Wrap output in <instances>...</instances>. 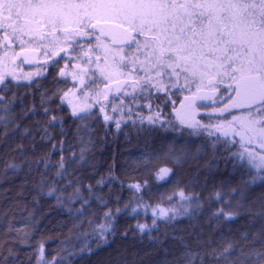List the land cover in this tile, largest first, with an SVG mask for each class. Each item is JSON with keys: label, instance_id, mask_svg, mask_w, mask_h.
Listing matches in <instances>:
<instances>
[{"label": "trees", "instance_id": "1", "mask_svg": "<svg viewBox=\"0 0 264 264\" xmlns=\"http://www.w3.org/2000/svg\"><path fill=\"white\" fill-rule=\"evenodd\" d=\"M0 29L5 30L3 27ZM86 41L87 38H84L80 42L89 46ZM61 47L58 44L53 51L58 54H45L42 59L38 58L40 50L16 49L17 55L28 56L29 60L22 63V58L20 61L14 58L13 63L19 66V71L13 74L18 78L8 80L5 77V82L11 83L13 87L7 93H0L9 98L15 92L17 99L12 107L16 114L15 123L20 125L12 131L14 125L10 124L5 130L0 124V264H37L41 242L44 244L41 264L44 260L50 261L53 256L58 259L63 257L62 264H174L185 251L183 243L196 247L193 232L201 239L211 238L215 245L222 239L239 238L245 231L251 236L264 226V217H254L255 213L264 211L261 207L264 180H257L244 188V182L251 181L256 171L231 157V152L223 144L217 145L214 153L210 148H205L209 139H215L216 136L222 141H239L233 135L234 128L228 127L230 119L212 121L207 130L212 131L213 136L209 138L206 135L191 136L187 132H177L171 127H152L149 123L140 122L139 114L129 115L130 111L122 115L124 121H121L116 112L103 114L96 103L83 112L73 105L71 94L62 106L59 97L46 99L42 104L41 93L47 96L56 90L53 77H56L64 91L74 90L71 87L74 83L65 76L66 69L63 66L70 55L81 53L74 49V45L65 51H60ZM56 61H59L58 68L53 67ZM60 71L64 72L63 76L59 75ZM36 81L41 82L40 88L28 87L30 82L35 85ZM65 82L68 87H65ZM99 83L98 89L104 87L107 81ZM213 84H216L219 92L227 90L226 86L218 85L216 81ZM78 93L80 95L84 92L78 89ZM60 95L63 96V92ZM121 98L124 102V96L121 95L117 100L121 101ZM223 105L220 103L214 106L218 110ZM44 107L49 108L48 114H45ZM74 107L80 116L97 113L95 119L84 122L91 126L90 129L83 128L78 118L72 116ZM105 114L111 116L112 120L104 121ZM51 115L63 121V134L58 123L48 125ZM160 116L167 120L163 125H168L174 118L167 108L161 110ZM200 119L202 124L207 123L203 117ZM117 121L120 123L119 129L115 127ZM217 124H224L229 134L224 136L216 132ZM45 127H48L52 139L44 136ZM25 128L29 130L27 135L23 134ZM78 128L79 137L76 135ZM5 131L7 135H4ZM61 140L65 158H70L72 153L79 156L81 148L86 147L87 163L82 166H66L65 175L57 177ZM52 144L57 147L53 149ZM197 148L202 149L198 154ZM169 149L177 152L183 149L188 153L181 166H175L166 156ZM45 155L50 156L47 170L40 159ZM145 160L148 161L146 167L143 163ZM9 164L17 167L10 168ZM165 167L172 171L161 177L154 175ZM101 177L105 183L98 186L97 180ZM42 178L46 183L41 189L39 182ZM143 181H147V186L139 191L128 186ZM53 184L56 192L48 196L47 192ZM89 185L92 186L91 193ZM77 188L80 199L74 195ZM181 192L193 199L190 201L182 198ZM241 192L244 193L243 197ZM217 193H220V199H217ZM57 196L60 197L59 203ZM141 197L142 201L139 199ZM70 198L75 199V202ZM82 199H87L89 203L85 205L84 216H79L77 209L81 208ZM238 200L250 206L252 214L244 212L227 221L221 217L222 222L217 224L213 213L221 208L228 210L235 207ZM196 201L202 205L198 210L195 209ZM125 204H129V207L125 208ZM190 204V211H196L194 217L184 216L174 224L164 226L160 218L161 210L172 215L174 212H182ZM133 207L137 209L135 213L132 212ZM117 208L121 209L119 214H116ZM108 210L114 215V234L108 235L106 244L97 247V237L92 234V228L86 223L80 228L74 227V224L91 219L95 221V227L103 223L104 212ZM154 218L159 227L152 229L150 239L148 232L142 235L136 225L151 226ZM192 225H195L194 229ZM84 231L88 235L85 236ZM125 232L127 235H124ZM165 233H168L166 238ZM180 237H184L183 243ZM85 244L91 247V253L80 251ZM9 250L13 255L9 256Z\"/></svg>", "mask_w": 264, "mask_h": 264}, {"label": "snow or ice", "instance_id": "2", "mask_svg": "<svg viewBox=\"0 0 264 264\" xmlns=\"http://www.w3.org/2000/svg\"><path fill=\"white\" fill-rule=\"evenodd\" d=\"M0 16H3V22H0V27L5 29L4 36L7 42L9 33L7 29H11L13 34L19 33L17 39L23 36H28L32 40H43L45 37L52 35L54 40H57L56 33H63L65 41L72 37H85L87 44H92L91 37L97 41L96 46H100L101 36H104L105 29H97V25L103 21L109 25L108 34L112 43L119 41L122 44L128 45L129 49L136 52H143V60L139 61L141 64L140 71L144 72V77L133 80V90L140 85L141 80L155 88L158 92H165L170 85L171 88H181V80H183V87L195 83L197 94H199L206 86H213L214 79L219 77L221 82L223 78L227 77L235 85L234 91L236 96L240 99L239 104L233 106H240L248 108L249 111L241 121L242 132H237L240 135L241 141L251 143L253 139H259L260 146L264 147V0H0ZM91 28L93 31L89 32ZM97 31L99 34H97ZM143 38V39H141ZM21 43L24 41L21 39ZM85 44L80 41L75 42V48L83 51ZM60 51H65L61 47ZM106 53L111 49H105ZM119 51H124L121 48ZM54 55L58 53H53ZM84 55H88L84 52ZM63 57H61V60ZM136 60H139L137 57ZM27 62V57H25ZM115 62V58H114ZM135 60L133 61L132 71H135ZM86 63H92L89 57ZM107 63V61H106ZM59 61L53 65L58 68ZM119 65L127 68L128 65L124 63V57H120ZM87 69H81L84 75H87ZM101 75L105 80L111 79V72L105 69H100ZM155 77H167V84L164 80L157 79L153 82V75ZM9 75L5 73L0 75V93H7L12 89L11 83L5 82V77ZM60 76L64 72H59ZM94 75V73H93ZM15 74H12V80H16ZM26 79H29L26 77ZM73 79H79L80 86L83 88L84 77L73 75ZM55 81V91L50 95L41 93V102L46 99L59 97L61 105L70 94L69 91H64L60 87L59 81L53 77ZM207 81V85L205 82ZM96 80H92L89 87L95 86ZM40 88L41 82L36 81L35 85L29 83L28 87ZM65 87L67 82H65ZM71 87H75L73 84ZM105 87H108L106 84ZM119 91V89H117ZM63 92V96H61ZM86 96L87 93H84ZM167 95V93H166ZM106 98V97H105ZM202 96L185 97L186 100H194ZM15 92L12 96L6 98L5 95L0 94V124L7 130L9 125H14L12 131L20 127L15 123L16 114L13 110V104L16 102ZM167 103L166 98H163ZM71 104V101H68ZM182 107H184L182 105ZM159 108V105H157ZM81 108L80 111H85ZM34 111V109H30ZM49 108L44 107L45 114L49 113ZM101 112L104 108L101 107ZM113 112L116 108L113 107ZM72 116L77 117L80 124L85 129H90V125L85 124L86 120H93L97 113L92 112L89 115L80 116L73 108ZM159 117L157 116L156 119ZM180 123L193 131L188 134L191 136H207L211 138L213 132L207 130L211 127L210 120L207 123H201L195 119V111L191 103L187 105V110L183 113L177 114ZM235 119V118H233ZM112 117L105 114L104 121H110ZM149 124H154L155 119L148 117ZM49 126L56 125L61 127L63 134V121L56 115H51L47 121ZM231 121H229V129H231ZM165 129L171 127L175 128L171 122L168 125H161ZM107 124L105 129H107ZM117 129L120 128V123H115ZM204 130V131H201ZM28 129L23 130V134H28ZM216 132H221L224 136L229 134L225 129L224 124H217L215 126ZM44 136L52 139L49 134L48 127L43 129ZM245 133H250L251 136H245ZM7 135V131L4 132ZM76 135L80 136V129H77ZM44 137H42L43 139ZM92 141L89 139V144ZM236 141L229 142L221 140L219 136L215 139H209L205 148H210L214 153L217 145L223 144L225 149L231 152V157L242 161L247 167L256 170V175L252 177L251 181H245L244 188L250 183H255L257 180H264V154H254L248 148H244L243 152L237 149L231 151L233 144ZM61 144V156L56 167V176L63 177L67 171L66 166L72 164L82 166L87 163L85 152L86 147H82L79 156L72 153L70 158H65L63 155V141ZM56 144H52L55 149ZM197 148V154L201 151ZM248 153V158L244 159V153ZM188 153L181 149L179 152L169 149L166 156L172 161L175 166H181L186 160ZM44 162V168H49V155L40 158ZM40 160L37 161V164ZM145 167L148 161L144 162ZM8 167L16 168L15 164H9ZM172 171L171 168H160L154 175L161 177ZM111 172V169H110ZM115 179V177H112ZM45 180L42 178L39 182L41 189L45 185ZM105 180L101 177L97 180L98 186H103ZM129 188H134L139 191L142 187L147 186V181L129 184ZM91 193L92 186H88ZM235 191V190H234ZM56 188L53 186L47 192L48 196L54 195ZM75 198L80 199L79 188L75 191ZM184 199L192 200L193 197L185 196L183 192L180 193ZM244 193L241 192L243 197ZM217 199H220V193L216 194ZM57 202H60V197H56ZM75 202V199H72ZM142 201V197L139 198ZM89 201L82 199L81 208L77 209L79 216H84L85 205ZM125 208L129 204L124 205ZM191 204L183 208L182 212H174L168 215L167 212L161 210L160 218L163 219L164 226L174 224L178 218L188 216L194 217L196 211H190ZM202 205L196 201L195 209L198 210ZM261 207L264 208V200L261 201ZM120 208L116 209V214H119ZM137 209L132 208L135 213ZM247 212L252 214L250 206L245 205L242 201H237L235 207H230L228 210L223 208L213 213L217 218V224L222 220H233L242 213ZM155 217V213L153 214ZM255 216L264 217V211L257 212ZM103 223L96 225L94 220L85 219L80 220L79 224H74V227L86 223L92 228V234L97 237V247L103 246L108 242V235L114 234V215L111 210L105 211L103 215ZM157 219L152 220L151 226L144 224H137L136 229L143 235L145 231L148 232L149 238L152 239L151 232L153 228H157ZM193 229L195 225H192ZM86 236L88 233L83 232ZM127 235V232L124 233ZM165 238L168 233H165ZM194 242L196 247L193 248L187 243H183L184 237H180L185 251L174 261V264H264V226L252 233L242 232L239 238L222 239L213 245L211 238L201 239L195 232ZM159 241V238H157ZM259 244L257 247L256 245ZM44 244L40 243L38 248L37 264H41V257L43 256ZM81 252L91 253L92 249L88 244H85ZM71 254V253H70ZM13 255L9 250V256ZM5 262L7 257L4 258ZM63 257L58 259L53 256L52 259L44 260L43 264H62Z\"/></svg>", "mask_w": 264, "mask_h": 264}, {"label": "rangeland", "instance_id": "3", "mask_svg": "<svg viewBox=\"0 0 264 264\" xmlns=\"http://www.w3.org/2000/svg\"><path fill=\"white\" fill-rule=\"evenodd\" d=\"M0 20L3 21V16H0ZM99 28H104L106 33L104 36H101L100 46L97 47V41L94 37H91L92 44L89 46H86L85 44L83 51L76 49L73 42L78 40L81 41L85 37L76 36L65 41L63 38V33H56V37H58L57 40H54L52 35L45 37L43 40H32L28 36H23L21 39L24 41V43H21V39H17L19 33L13 34L11 30L9 38L6 42L4 31L0 30V75L8 73L9 75L6 77L9 78L8 80H12L13 72L19 71V66L13 63L14 58H18V61H20L22 58V63H25V57H27L28 62V56L23 57L21 55H17L16 49L19 50V48H21V50H40L38 52V58L42 59L44 56H46L45 54L53 55V51L58 44H61L64 49H72L74 45V49L79 51L81 54L76 56L70 55L63 67L66 69L65 76H67L74 84L76 83L75 88H73L74 90H69L70 93H74V95L71 94V100H74L72 103L77 109H86L87 107L91 108L93 106L92 104L96 103L99 105V109L101 107L104 108V111L102 112L104 114L106 112L113 113L112 109L115 107L116 115L119 116V120L121 121H124L122 115L126 111H130L128 113L129 115H140L138 118L140 122L149 123L148 117L151 116L153 119H155V123L151 124V126L163 128L161 125H163L164 122H167V120L160 115L161 110L163 108H167L170 114L174 117L172 119L173 121H171V124H173L175 128L179 129L177 132L189 133L193 131V129L182 125L180 120L177 118V114H183L187 110V105L191 103L195 111V119L199 120L200 122L202 121L200 117H203L205 122H208L209 120L210 122H217L222 118H227L233 121L231 123V127L234 128L235 132L233 135H236L239 141H236L237 143L232 145L231 151H236L239 149L243 152L244 148H248L249 151L253 152L254 154H264V147L260 146V141L258 138L253 139L251 143H245L244 141H241L240 135L236 134L237 132L243 131L241 128V121H243L249 109L240 106H233L234 103L238 105L240 99L236 96V92L234 91L235 85L232 84L231 80H229L227 77L223 78V82H221V78L219 77L214 79V82L216 81L218 85L227 87V90L224 91V93L219 92V90L215 87L216 84H213L211 87L206 86L199 94H197L195 83L189 85V87H183V80H181V88H171L169 85L165 92H158L155 88H152L146 82V80H141L140 85L137 86L135 90H133V85L131 82L133 80L140 79L145 75L144 72L140 71L141 64L139 62L143 60V52H136L132 49H129L128 45L122 44L119 41L112 43L110 34H108L109 25L105 24L103 21L97 25V29ZM88 31L91 32L93 29L89 28ZM97 34H99L98 31ZM121 48H123L124 51H119ZM105 49H111V51L106 53ZM84 52H87L88 55L82 56ZM89 57L92 61L90 64L86 63ZM120 57H124V63L128 65L127 68L119 65ZM137 57L139 60H136ZM134 60L136 61V70L132 71L131 69L133 68ZM81 69H87V75H84L81 72ZM100 69H105L106 71L111 72V79L105 80L104 76L101 75ZM73 75H82L84 77L85 86L83 88L78 86L80 81L79 79L74 80ZM152 75L154 77L153 82H155L157 79H162L164 80L165 84H167V77L157 78L155 77L154 73ZM15 76L18 78L17 75ZM92 80H96L97 84L92 87H87L88 84L91 85ZM102 81H107L108 87L104 86L98 89V85L100 84L99 82ZM205 84L207 85V81ZM78 89H81V91L87 93V95L85 96L84 93L79 95ZM117 89H119V91H117ZM120 95L124 96V102H122L123 98H121V101L120 99L117 100ZM194 96H202L204 98H195L191 101L185 99V97ZM163 98H166L167 103L164 102ZM220 103H223L224 105L216 110L214 105ZM157 105H159L160 108H157ZM182 105L184 107H182ZM140 108L143 110L142 113L140 112ZM157 116L159 117L158 119H156ZM128 120L129 119H126V121ZM245 136H251V134L245 133ZM227 141L232 142L233 140L228 139ZM247 158L248 153L245 152L244 159L246 160Z\"/></svg>", "mask_w": 264, "mask_h": 264}, {"label": "flooded vegetation", "instance_id": "4", "mask_svg": "<svg viewBox=\"0 0 264 264\" xmlns=\"http://www.w3.org/2000/svg\"><path fill=\"white\" fill-rule=\"evenodd\" d=\"M0 22H3V21L0 20ZM2 31H5V30H2ZM7 31H8L9 34L11 33V29H8ZM16 52H18V51H16ZM82 56H84V54H82Z\"/></svg>", "mask_w": 264, "mask_h": 264}]
</instances>
